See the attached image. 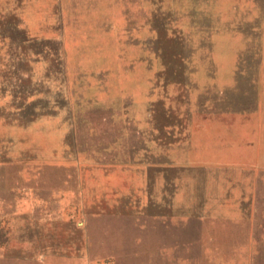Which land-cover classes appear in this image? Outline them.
I'll return each mask as SVG.
<instances>
[{"label": "rangeland", "instance_id": "374dc122", "mask_svg": "<svg viewBox=\"0 0 264 264\" xmlns=\"http://www.w3.org/2000/svg\"><path fill=\"white\" fill-rule=\"evenodd\" d=\"M0 264H264V0H0Z\"/></svg>", "mask_w": 264, "mask_h": 264}]
</instances>
